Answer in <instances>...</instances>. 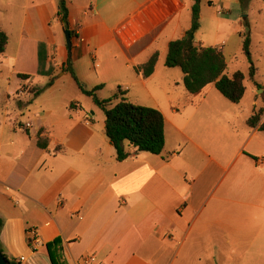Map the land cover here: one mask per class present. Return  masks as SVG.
Instances as JSON below:
<instances>
[{"label": "crops", "instance_id": "obj_1", "mask_svg": "<svg viewBox=\"0 0 264 264\" xmlns=\"http://www.w3.org/2000/svg\"><path fill=\"white\" fill-rule=\"evenodd\" d=\"M258 1L264 2L236 4ZM59 3L24 0L18 46L8 52L9 39L0 55V66L11 67L0 96L4 255L16 264H53L47 246L58 238L59 264H222V258L248 255L242 243L256 252L264 243V218L257 212L264 213V206L242 201L241 184L254 169L264 176L255 148L264 147V116L256 128L247 124L263 106L255 101L250 112L243 100L228 101L214 84L191 94L185 75L165 67L169 44L188 36L196 22L195 1L67 0L70 28L78 34L71 52ZM248 11L240 25L218 17L210 35L199 15L196 45L224 53L228 36L250 29L255 14ZM215 12L231 13L224 5ZM157 52L155 72L145 78L137 68ZM70 58L86 89L104 86L98 97L111 86L113 94L121 90L131 102L163 113L166 144L160 155L137 152L125 142L130 157L119 161L95 104L85 110L75 100L60 109L58 92L66 89L60 79L74 82L64 71ZM33 88L43 92L35 95ZM30 231L41 240L37 250Z\"/></svg>", "mask_w": 264, "mask_h": 264}, {"label": "trees", "instance_id": "obj_2", "mask_svg": "<svg viewBox=\"0 0 264 264\" xmlns=\"http://www.w3.org/2000/svg\"><path fill=\"white\" fill-rule=\"evenodd\" d=\"M194 1L193 13L194 19L197 20L193 24L191 31L187 33V39L181 38L169 44L165 66L167 68H180L183 71L185 75L184 86L189 93L198 94L208 85L214 84L216 89L227 100L234 104H239L244 99L247 91L245 86L246 76L241 71L228 75V62L221 48L196 45L195 34L199 30L200 0ZM58 16L61 18L64 28L70 31L73 42L78 38V34L70 28L67 0H60ZM243 38V52L251 64L249 76L251 79H254L257 69L252 60L251 36L245 33ZM8 46L9 36L5 31L0 29V55L6 53ZM158 60L159 53L157 52L146 64L138 67L137 71L142 72L145 78H150L155 72ZM71 63L70 58L68 67L64 71L70 73L80 91L85 96L92 98L94 104L105 112L106 135L116 148L118 160L124 161L130 157V153L126 152L124 147L125 142H128L137 152L160 155L166 144L165 118L163 113L156 108L131 102L124 97L125 93L121 90H118V93L109 99H100L97 96V92L103 86H97L92 90L86 89L78 79ZM20 78L29 79V76L20 75ZM54 82L55 78H52L47 87L53 86ZM33 92L35 95H38L43 92V89H35ZM263 113V108L255 111L247 121L248 126L251 128L258 127ZM259 129L264 132V122L260 125ZM38 146L40 148H47L48 144L45 141L39 140ZM3 226L4 222L0 218V233ZM61 244L62 241L58 238L47 246L53 264H59L58 253ZM0 249L3 252L1 244ZM10 263L16 264L14 261H10Z\"/></svg>", "mask_w": 264, "mask_h": 264}, {"label": "rangeland", "instance_id": "obj_3", "mask_svg": "<svg viewBox=\"0 0 264 264\" xmlns=\"http://www.w3.org/2000/svg\"><path fill=\"white\" fill-rule=\"evenodd\" d=\"M236 1L237 0H212L211 2L213 3H209L208 0H204L202 8L199 4V10H200L199 15L203 16L204 18L200 24L202 25L203 30L210 35L212 33L211 31L213 30L212 24L215 23V20H217L218 17H220L222 20L224 19L225 21H229L227 22L229 25L232 22L240 25L241 22H243L244 20L243 16L247 15V13L249 12L248 11L249 8L251 10L250 11L251 13L254 11L253 7L255 8L256 13L253 12L255 14V17L251 16V27L250 29L247 28L248 30H246V33L250 34L252 40L251 43V53L253 57L252 60L257 69L255 78L251 79L249 76L251 64L243 52V41H244L243 36L239 34H231L230 32L231 35L228 36L229 38L227 39V43L225 45V51H224V55L228 62V71H227L228 75H232L237 71H241L246 76L245 86L247 88V91L241 105H243L242 107H244V109L246 107L248 110H250V112H253L254 110L253 103L255 101L258 102L259 104L258 107L263 106L264 109V2L258 1L256 3L254 2L249 6L240 5L238 7ZM223 5L229 8L231 13L228 14L225 12L224 14L222 13V15L219 16L218 14H216L215 11L218 12V10L221 9ZM23 13H24V0H0V29L8 34L10 39V46L8 52L13 54L18 46L19 28H20V24L23 22L22 19ZM196 20L197 19H195V21ZM244 27L247 26L244 24ZM225 31L228 32V26L225 27ZM208 46H214V45H208ZM175 71H177L179 75L180 73H183V71L180 68H175ZM10 72H11L10 65H6L5 67L0 66V73H1L0 76L4 77V80L1 82L3 89L0 90V96L3 94V92L1 91L2 90L5 91L8 86L6 79L10 75ZM62 72L63 71L60 68V70H58V72L55 74L57 79H60L59 76L62 74ZM174 75L175 78H177L178 74H174ZM68 79H70V76H67V78L62 77L60 79L62 81L61 82L62 87L66 88L58 92L60 93V95H58V99H59L58 102L60 104V109L64 108L67 102L69 107L71 101H75V100L80 102L81 103L80 105L85 110L88 109L90 110L91 106L95 107L93 103V99L82 94L79 91L77 84H75V81L72 82L73 84L72 83L68 84L69 83ZM163 84L168 87L171 86L168 85V83L166 82H163ZM9 87L12 90L14 88V85L13 84L9 85ZM87 88L90 89V86L87 85ZM111 89H112L111 86L105 87L104 91L100 94L99 98L109 99L113 97L115 93L113 94L111 92ZM31 90L35 91L34 88ZM115 91L116 93H118L117 89ZM0 108H2L1 99H0ZM96 108L99 111V113H101L102 116L106 118L105 112L97 106ZM255 148L259 152L258 158L264 159V155H263L264 147H261V145L258 144V146H255ZM256 158L257 157H252L250 163L256 160ZM262 166L264 167V165ZM262 172L263 171H261L260 173L257 169H254V173H251L250 178L247 179V181L242 180V184H241L242 201H244L245 198H247V202H249V204L251 205L255 204L257 208L259 207L261 208L264 206V176L262 175ZM257 212L261 218H264V213L259 212V210H257ZM242 222L246 223L244 217H242ZM250 246H251L250 244L242 243L241 252L244 253L246 251V254L248 255H243L244 257H242L241 259H237L235 261H228L225 258H222L221 260L222 264H264V243H260L257 245L258 250L256 252H250L252 249V248L249 249Z\"/></svg>", "mask_w": 264, "mask_h": 264}, {"label": "water", "instance_id": "obj_4", "mask_svg": "<svg viewBox=\"0 0 264 264\" xmlns=\"http://www.w3.org/2000/svg\"><path fill=\"white\" fill-rule=\"evenodd\" d=\"M64 34H65L68 50H69V52H71L72 48H73V42L71 39L70 31L64 30ZM187 38H188V36L185 37V39H187ZM0 264H11L9 259L4 255V253L1 251V249H0Z\"/></svg>", "mask_w": 264, "mask_h": 264}, {"label": "built area", "instance_id": "obj_5", "mask_svg": "<svg viewBox=\"0 0 264 264\" xmlns=\"http://www.w3.org/2000/svg\"><path fill=\"white\" fill-rule=\"evenodd\" d=\"M262 162L264 163V159L262 160ZM28 234L30 236L31 247L33 248V250H37L38 246L41 244L40 238L37 236L35 231H30ZM22 260H24V258H22Z\"/></svg>", "mask_w": 264, "mask_h": 264}]
</instances>
